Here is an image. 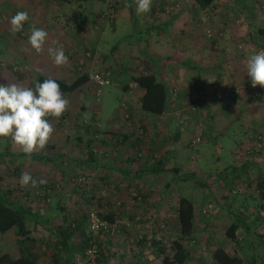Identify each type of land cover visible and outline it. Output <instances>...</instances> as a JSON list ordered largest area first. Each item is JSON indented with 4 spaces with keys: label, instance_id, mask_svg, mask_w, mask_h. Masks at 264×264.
<instances>
[{
    "label": "rangeland",
    "instance_id": "obj_1",
    "mask_svg": "<svg viewBox=\"0 0 264 264\" xmlns=\"http://www.w3.org/2000/svg\"><path fill=\"white\" fill-rule=\"evenodd\" d=\"M12 1L26 4L30 0H0V13H3V16H0V18H3V27L2 25L0 26V84H18L17 80H15L18 72L28 74L26 76L23 75L25 77L22 79L25 87L32 86L34 75L37 73L58 74L55 65L47 54L46 48L49 43L53 46L58 43L52 34L56 29H64L66 33L71 32L84 40H91L88 41V46L93 47L94 54H99L100 59L103 57L102 60L94 64L96 68L94 70H100L97 68L101 66L109 67L103 71L107 70L112 79V83L103 85L96 96L93 93V89H90L89 83L73 91L70 96L73 97L71 99L73 100L72 106H74V109L70 110L72 114L66 112L61 123L54 124L52 121L54 118H49V122L54 126V132L61 138L63 145L69 149V155H66L67 150L56 158L54 162L42 161L40 167H36V169L41 171V174L38 172L36 174L31 170L23 171L22 164L19 166L12 165L10 163L14 160L12 158L7 163L5 162L7 157H4L5 161L0 163V173L3 175L2 187L13 188L16 195H21L23 192L22 188L28 191L29 188H32L29 191L28 198H25L24 201L32 207H39L41 210V221L36 224L28 223L30 236L32 237L30 242L32 249L37 255L39 264H58L59 259L64 255L54 243L55 226H58L64 220H73L74 218H80L82 215L86 217V213L90 209L96 210L97 213H105L110 210L118 218L117 225L113 231L92 233V238L97 239L100 246L108 251L110 255L108 264H133L135 254L140 248V239L160 240L164 248L167 249L166 251L169 252L168 240L177 236L174 206L179 194L200 202V198L205 193L212 191V194L215 195L216 203L229 204L234 212L243 210L246 213V218L248 217L246 221L251 229L260 232L262 235L264 234V230H261L262 222L257 219L251 220V217H255V214L251 212V210H255V204L252 199L256 195L254 186L252 184L247 185L244 182L246 176L249 179L255 178L257 175L254 164L248 165V174L246 176L242 174L239 177L237 181L243 179L241 183H232V181H228V179L218 174V170L223 169L231 179L232 173L227 169V165L238 161L243 156L248 158L261 155L264 157V140L261 147L257 149H251L250 147L249 152L245 151V147L251 143L248 140V135L262 129L264 130V89L259 86L253 88L249 79L247 81L244 80L245 82L243 80L237 81V75L233 78L234 82L227 80V85L225 82V85H219L213 79L205 80L207 79L205 73H210L211 71L213 73L217 71L216 68L218 67L220 69H229L228 67L231 64H233L239 76L241 75L240 72L245 74L246 63L244 61L241 62L242 56L240 54L244 55L248 51L253 54L264 49V39L261 44L257 37V28L264 27V0H247L248 3L253 1L252 6L248 3H243L241 0H237V3L232 5L227 0H220V3L208 5L202 9L198 8L193 3V0H170L173 5L167 10L168 12L178 11L181 4L186 5V9L178 13L189 17L186 30L191 31L190 34L185 33L186 36L184 34L179 37L182 42L184 41V45L183 49H181L182 53L178 54L177 52L174 58L184 61L190 60V62H187L186 65L175 61L165 63L161 58L157 59L155 57L158 55L153 54L155 56H150L158 69L164 63L169 66L182 67L183 65L189 68V72L185 68L187 73L184 72L179 75L183 77L184 81H187L186 79L195 80V87L193 85H185V88L180 91L181 100L173 105V108L176 107V109L193 106V110L188 113L187 120L181 122L172 115H169V117L172 122L187 128V136L189 135V137L186 141V146L189 148V153L186 157L199 163V166H203L206 169L205 172L210 171L211 176L204 178L205 185L201 183L203 181L199 177L200 174L181 179L174 177L169 184H165V180L170 177L169 174H164L160 179L147 175L146 177L133 180L125 174L121 173L119 175L120 172L117 173L111 168H108L105 172L99 167L77 164L76 161H73L75 158L84 157L88 148L85 140L95 133V139H91L89 144L95 155H98L101 159H110L115 164H119L120 168L128 167L129 170H132L133 167L143 163L145 159H150V157L144 158V156L151 152L150 150L153 153L156 146L151 149L152 146L157 145L158 141L156 139L164 133L162 128L160 130L152 128L147 130L146 138L140 143L132 145L130 141L131 143L122 146L115 145L117 143L115 139L121 138L124 132L129 134V138H131L130 132L133 125L131 121L138 116L137 91L132 88L131 91H133H130L132 97L129 98L128 94L122 91L121 84L128 80L131 73L138 71L139 67L135 66L137 65L135 58L139 61L143 57L141 47L146 52L149 51L150 47H146V45H151L155 36L160 35L156 33V28L149 29V26L145 28L144 18L146 14L138 16L134 13L131 17L115 16L116 25L114 30H111V22L106 19V16L105 19L93 18L90 7L96 3L95 0H64V4L59 9L60 13L53 11L54 9L52 8L33 9L31 15L35 17V21H38L36 24L39 26L33 28L43 29L48 33L43 53L36 54L26 43L30 35L27 28H22L21 32L23 31L25 35H21V39L17 43L12 42L9 21L17 12L27 11L28 13L30 9V6L27 9L24 6H11ZM39 2L49 5L51 4L50 2H56V0H39ZM100 3L101 7L108 4L105 1ZM130 8L132 10L133 7ZM249 8L251 9L249 10ZM166 9V7L164 9L156 7L155 11L158 15H163ZM76 10L80 13L79 18L76 17ZM52 12L56 20H58L57 13L62 15L59 19L60 21L64 20L62 24L58 21H52L50 18ZM219 13L224 21L220 22L218 19ZM99 15L101 16L102 14ZM27 24L31 26L33 23L29 22ZM6 25L8 27H5ZM230 32L233 33L234 37H230ZM191 36H194V38ZM187 40L189 45H186ZM53 41L56 43L54 44ZM176 41L177 39L174 41V46ZM25 48H28L27 52L24 50ZM245 57L247 58V56ZM154 58L157 59V62ZM144 61L145 63L147 62L146 59ZM140 63H138V66ZM217 63H219V66H215ZM12 64H15V66H12ZM118 65L121 71H117L116 67ZM76 66L75 72L80 70L89 71L88 69H82L81 64L76 63ZM161 73L162 71L160 70L154 72L162 80ZM73 74V71L72 74L65 72L59 77L68 78L69 80ZM174 78L177 82L180 80L178 75L174 76ZM199 88L212 89L218 91L220 95L213 97L206 95V97L199 99L196 97ZM229 91L233 92L231 96L223 95V92L229 93ZM80 96H85L84 98L89 106L84 104L82 107L80 104L81 98H78ZM121 100L127 101L131 105L129 120L121 115V107L119 106ZM82 110H85V115H82ZM73 112H77L80 115L75 114L74 116ZM92 112L97 114L98 118L94 122L95 126H98V131L94 129L95 132L91 131L94 128L93 126H88L89 122H91L90 119H93V117L88 119L91 116L89 114ZM233 114L236 115L233 116ZM120 115L126 122H130L131 128L127 125L125 131L118 132L105 127L110 125L109 121L112 117ZM70 132L72 138L69 137ZM193 133L199 134V140L191 144L192 138L196 136ZM74 134H80V140H77ZM10 143L9 141L7 144V139H0V155L2 157L7 149L10 152L12 151V148L9 147ZM162 145H165V142ZM232 149H237L236 155L232 153ZM117 150H120V152L115 153ZM136 150L139 154L136 153ZM47 151L49 150H43V152ZM130 158L135 159L132 164L128 163V161L131 162ZM123 161L125 165H123ZM255 163L259 169L264 170V158ZM13 166L17 167L20 172L14 173L18 175L16 179H13L14 181H9L7 170H12ZM24 172H29L34 180L39 178L47 181L48 188L46 187L47 189L45 190L47 196L43 195L41 197V195L34 193V188L31 184L27 187L20 186L19 178ZM214 172L217 175H214ZM206 205L209 207H207L208 209L205 213H202L200 208ZM198 209L203 215L201 220L204 223L199 226L200 230L198 229L195 233H191L190 237L184 239L188 252L195 254L193 260L186 262V264H215L210 258V248L214 245L223 246L227 252L239 254L242 257V264H260V258L264 263V246L256 243L252 235L245 233L242 228H238L236 231L238 241L231 240L223 234V229L231 220L230 215L225 214V210L218 208L213 202L202 203ZM215 211H219L216 220L217 224L214 225L215 228H210L211 226L208 222L211 217H214L213 214L217 213H213ZM262 221L264 222V218ZM72 236L75 239L78 238V232L75 231ZM17 239L18 236L9 230L0 233V250L16 255ZM148 243L142 248L144 249L145 246H148ZM196 246H198V251ZM95 256L96 253L87 257L76 252L69 262L71 264H104L103 261H99ZM254 259L255 262H253Z\"/></svg>",
    "mask_w": 264,
    "mask_h": 264
},
{
    "label": "crops",
    "instance_id": "obj_2",
    "mask_svg": "<svg viewBox=\"0 0 264 264\" xmlns=\"http://www.w3.org/2000/svg\"><path fill=\"white\" fill-rule=\"evenodd\" d=\"M32 0H30L29 2H27L26 4L21 2H13L12 4H10L11 6L14 7H20V6H24L26 9L28 6H30L29 11H28V17L29 19L24 23L23 28H27V31L30 32L29 34H31V30L33 29V27H39L35 21V17H33L32 14V10L33 9H39V8H43V9H49L52 8L54 9L53 11L59 12L60 6L63 5V1L64 0H56V2H50L51 4L47 5L46 3L43 4V2H39V0H34L33 2H31ZM96 3L94 5H92L90 7L91 9V14L93 16V18L96 19H106L108 21L111 22V30H114L115 28V21H114V17L115 16H121V17H131L132 14L136 13L135 11V2L132 0L131 3L129 0H117V1H113V0H95ZM101 1H105L108 4H106L104 7H101ZM232 4H236L237 0L232 1V0H227ZM243 3H248L247 0H241ZM220 3V1L218 2ZM111 4V5H109ZM248 4H250L251 6L253 5V1L252 3L249 2ZM126 5H131L132 10L130 7H126ZM172 2L170 0H152V6H151V10L150 12L146 13V16L144 18V23H145V28L146 26H149V29L152 28H156V33L160 34L159 36H155V38L152 40L151 45H146V47H150L149 51H145L144 48L141 47V54L143 55V57L137 61L138 59L135 58V63H137V65H135L136 67H139L138 72L140 71H148V72H152L154 73L157 70L162 71L161 76H162V80L165 83L166 86V90H167V94H168V98H167V103L165 106L164 111H162L161 113L157 114V115H149L146 112H140L139 108H138V116H140V119L143 121L144 125L146 126V129H156V130H160L162 128L163 130V134L158 136V139H156L157 145H153L151 149H154V147L156 146L155 150H153V155L155 156H164L165 158V162L167 163H171V164H175L177 166H179V171L177 173H173V172H164V173H157V174H148V175H152V177H158L159 179L162 178V176L164 174H169L170 177L167 178V180H165V184H169L170 181H172L174 179V177H180V174L182 173H191L193 172L195 175L196 174H200L199 177L201 179V181H204L206 177H210V171H206L205 172V168L203 166H199V163H196L195 161H191L188 157H186L189 153V148L188 146H186V141L189 137V135L187 136V128L183 125L180 124H176L175 122H172V119L169 117V115H171V108H173V105L176 104L177 101H180V91L182 89L185 88V85L191 86L193 85L195 87V80L191 81L186 79L187 81H184L183 77L180 76L179 74L182 73H187L186 69H188V72L190 71L189 68L184 67L183 65H186L187 62L189 63L190 60H182L179 58H174V55L178 52L182 53L183 49V45H184V41L182 42L180 40V36L184 35L185 33H191V31L186 30L188 28L187 25V21H189V17L183 15V14H179V11H183L186 8L185 4H181L179 7L178 11L175 12H168L167 10L170 9L172 7ZM49 6V7H48ZM54 7V8H53ZM156 7L158 8H162L164 9L165 7L167 8L164 12V14L162 15H158L155 11ZM128 8V9H127ZM154 9V11L152 12V10ZM167 11V12H166ZM27 12V11H26ZM102 12V13H101ZM187 12V11H186ZM185 12V13H186ZM30 13V14H29ZM59 13L56 14L57 19H55V15L52 12V14H50V18L52 19V21H58L60 24L63 23L64 20H59L60 17H62V15H60ZM99 14H102L101 16ZM187 14V13H186ZM15 15V14H14ZM253 15V14H252ZM0 16H3V13H0ZM36 16V15H34ZM76 17L79 18L80 17V13L78 12V10H76ZM2 19L0 18V26L2 25ZM218 19L221 21H224L223 18H221V14H218ZM7 21V20H6ZM10 22V21H9ZM33 23L31 26L27 23ZM79 22V21H78ZM186 23V24H185ZM8 24V23H7ZM233 25V24H232ZM231 25V26H232ZM60 26V25H59ZM3 27V25H2ZM5 27H8V25H6ZM4 27V28H5ZM7 29V28H6ZM67 30V29H65ZM8 31V29H7ZM188 31V32H187ZM55 36V40L58 42L56 43L54 46L49 43L47 45V49L49 47H60L63 46V50L65 55L68 57V63L66 65L60 66V67H56V70L58 72V74H54L52 76H61V74H64L65 72L67 74H72V71L75 73V68L76 63L77 64H81V68L85 69V70H93V71H100V70H104V69H108L109 67H100L97 69L100 70H94L95 68V63L99 60H102L103 57L100 59L99 54H94L93 52V47L88 46V41H91L89 39L84 40L83 38H80L79 36H75L74 34H72L71 32L66 33L63 30H54L52 33ZM51 35V33H50ZM193 35V34H192ZM230 37H234L233 33L230 32ZM186 36V34H185ZM12 42H18L21 37L18 34H13L11 33L10 35ZM194 38V36H191ZM258 39L260 40V43L262 42V40L264 39V34H257ZM175 39H177V41L175 42V46H174V41ZM231 39V38H230ZM25 41V40H24ZM27 43V40H26ZM262 44V43H261ZM84 45L83 47H80ZM186 45H189V41L187 40ZM216 47V46H215ZM225 47V46H224ZM264 50V49H263ZM88 54H87V53ZM158 56H155V55ZM252 54V52L248 51L246 53H244V55L241 53L240 55L241 57V62L244 61L246 63V60L248 58V56ZM153 55L155 57H157V59L161 58L163 62H168V61H175L177 63L183 64L182 67H174V66H169V65H162L160 67V69L156 68L154 65V60L150 58V56ZM247 56V58L245 57ZM143 59V60H142ZM144 59L147 60V62L145 63ZM156 59V58H154ZM156 59V62H157ZM222 61V60H220ZM141 62V63H140ZM138 63L139 66H138ZM152 64V65H150ZM15 66V64H12V66ZM215 66H219V63L215 64ZM186 68V69H185ZM229 69H220V67L216 68L217 71H214L213 73H205V76H207V79L205 80H211L213 79L214 82H218L219 85H225L227 80H231V82L233 81V78L237 75L238 80L237 81H247V79H249V77L247 76V74H243L242 72H240V76L238 75V72L235 71L233 64H231L229 67ZM117 71H121L120 66L118 65L116 67ZM107 71V70H106ZM23 72V71H22ZM229 72V73H228ZM44 73V72H41ZM136 73H131V75L136 74ZM47 74V73H45ZM23 75H28L27 73L23 72V74L21 72H18V74L15 77V80H17L18 84L23 85L22 83V79ZM180 78V80L177 82L175 81L174 76H177ZM73 77V75H71ZM204 76V77H205ZM35 77V75H34ZM130 78V77H129ZM128 78L127 81H125L123 84L126 83V87H122L123 84H121V89L123 92H126L128 94V97L131 98L132 95H130V93L135 90L137 91V98L138 96L141 94L142 92V88L137 86L134 82H132L130 79ZM65 80H68V78H64ZM250 80V79H249ZM204 81V79H203ZM244 81V82H245ZM225 82V84H224ZM229 83H231L230 81H228ZM234 82V81H233ZM247 84V83H245ZM249 84V83H248ZM227 85V84H226ZM192 86V88H193ZM133 88V90L131 91V89ZM131 91V92H130ZM73 92H71L72 94ZM134 93V92H133ZM64 97L69 101V106H68V112L70 110L74 109V106H72L73 104V100L71 98H73L72 96H70V93H63ZM76 95V94H75ZM80 95V94H79ZM194 96V95H193ZM85 96H80L78 98H81V105L84 104H88L87 100L84 98ZM136 98V96H135ZM72 102V103H71ZM87 106V107H88ZM138 107V105H137ZM92 112L90 115V118L93 117V119H90L91 122H94V118H97V114H94ZM236 115V114H235ZM233 114V116H235ZM232 116V117H233ZM172 117V116H171ZM98 119V118H97ZM171 121V122H170ZM110 125L109 126H105V127H109V129L112 130H117L118 132L120 131H125V128H127V122L122 118V116H116V117H112L110 119ZM98 124V122H97ZM101 125V123H100ZM99 125V126H100ZM54 127V126H53ZM123 129V130H122ZM194 134V133H193ZM194 135H199L197 133H195ZM69 137H71V132L69 133ZM77 139V138H76ZM11 142L10 139H7V144L8 142ZM165 142V145H162ZM152 145V144H151ZM9 147L12 148V151H18L13 145L12 143L9 144ZM198 147L196 148L197 151ZM44 150H49L47 152H44L47 155H51L52 153L56 152L58 155L56 158H58L62 153H65L67 150L66 155H69V149H67L62 141L61 138L55 133L53 132L51 139L49 140L46 148ZM11 151V152H12ZM152 152V150H150ZM157 151V152H156ZM43 152V150H42ZM120 152V150H117L115 153ZM236 150L232 149V153H235L236 155ZM239 154V153H238ZM237 154V156H238ZM96 159L93 163H89L90 166H95V167H99L103 170H105V172L108 170V168H111L112 170H115L117 173H119V175L123 172H121V169H128V167L126 168H120L119 164H115V162L111 161L110 159H101L98 157V155H95ZM116 157V156H113ZM84 158V157H83ZM83 158L79 157V158H75L77 164H82L83 162H81V159L83 160ZM264 157L261 155H255L253 157H246L243 156L241 159L239 158L238 161H234L231 164L234 166H238L241 161L244 160H252L253 162H259L261 159H263ZM131 162L128 161V163L132 164V161L134 162L135 159L130 158ZM42 161L40 160H30L24 156H16V158L11 161L10 163L13 165H20L22 164L23 166V171H29L31 170L32 172H38L41 174V171H39L38 169H36V167H40ZM44 162V161H43ZM52 162H54V159H52ZM10 164V166L12 167V165ZM123 165H125V162L123 161ZM143 165V163H140L137 167H133L132 170H130L131 172L133 170H137L139 167H141ZM14 167V166H13ZM220 171V170H218ZM216 171V172H218ZM20 172L19 169L17 167L12 168V170H7V177L9 178V181H14L13 179H16L18 177L17 173ZM131 172L129 173V177L132 178L133 180L135 178H133L131 176ZM216 172H214L213 174L215 175ZM37 174V173H36ZM34 174V175H36ZM217 175V174H216ZM242 175V174H241ZM239 175L238 177L236 176H232V183H241L243 182V179L240 181H237L239 179V177L241 176ZM128 176V175H126ZM145 177L147 176L146 174L144 175ZM143 176V177H144ZM246 176V175H244ZM6 177V178H7ZM141 177V178H143ZM250 177V176H249ZM140 179V178H137ZM248 179V176H246V179L244 180V182L246 183ZM144 180V179H143ZM206 195V197H205ZM179 196V195H178ZM215 195L212 194V191H208V193H205L203 195V199L200 198V202L197 200H194V214H195V224H194V228L192 230L191 233H195V231H197L199 229V226H201L204 222L201 220V218L203 217V215L200 213L199 211V207L207 202H213V204L215 205H219V203H216V199H214ZM37 207V206H36ZM221 209L224 208L222 207ZM38 212L40 213L41 210L40 208L37 209ZM219 210V209H218ZM217 212V213H216ZM213 213L214 217H211L209 219V224H210V228H215L214 225L217 224L216 220H217V214L219 213V211H215ZM227 214V212L225 213ZM259 214H262V210H259ZM216 215V216H215ZM258 220L260 222H262V229L264 230L263 226H264V222L262 221V217H258ZM209 227V226H207ZM200 230V229H199ZM264 236V234L262 235V237ZM151 240L153 239H143L140 240V248H139V252L137 251V254L139 253V255L137 256V254H135V259L132 262L133 264H158L159 262V258H158V253H157V246L154 245ZM149 242V243H148ZM148 243V246H145V248L143 249L142 246H144L145 244ZM199 246V244H198ZM198 246H196V249L198 251ZM223 247V246H222ZM224 248V247H223ZM211 249V248H210ZM225 249V248H224ZM165 250H167L165 248ZM226 250V249H225ZM193 251V250H192ZM189 253V252H188ZM237 254V253H236ZM192 255V256H191ZM197 255V254H196ZM239 255V254H238ZM195 256L194 253H189L187 259L182 263V264H186V262L188 263L190 260H193V257ZM211 258V256H210ZM109 259V257H108ZM107 259L106 262H104V264H108L109 260ZM211 260L213 261V259L211 258ZM259 260V259H258ZM214 262V261H213ZM260 264H264L262 259L260 258L259 260ZM37 264H39V262H37ZM58 264H71L69 262V260L66 259V256L63 255L59 261ZM259 264V263H258Z\"/></svg>",
    "mask_w": 264,
    "mask_h": 264
},
{
    "label": "trees",
    "instance_id": "obj_3",
    "mask_svg": "<svg viewBox=\"0 0 264 264\" xmlns=\"http://www.w3.org/2000/svg\"><path fill=\"white\" fill-rule=\"evenodd\" d=\"M220 0H193V3L198 6V8H205L208 5H212L218 3ZM248 2V1H247ZM111 5V4H109ZM251 8H249L250 10ZM23 30V29H22ZM257 32L259 34H264V27H258ZM19 36H24L25 33L22 31L17 33ZM88 71H77L73 74L69 80H65L64 78L52 76L45 73H37L33 79L32 86L34 87V82L39 81L42 82L44 79L52 78L59 85L60 89L63 93H70L86 86L88 83ZM132 82H134L137 86L142 88L141 94L137 98V104L139 111L146 112L149 115H157L164 111L166 103H167V90L163 80L159 79L154 73L148 71H140L136 74H133L129 78ZM90 89H93L89 86ZM122 87H126V83L122 85ZM201 99V98H199ZM83 107V105H82ZM251 110V108H249ZM68 110V109H67ZM65 111L63 115L59 119L52 120L54 124H59L63 120L66 115ZM72 111V110H71ZM70 112V111H69ZM72 114V112H70ZM130 113V112H129ZM75 114L80 115L77 112H73ZM82 115H85V110H82ZM90 115V114H89ZM87 117V116H84ZM136 120L139 121L142 127V133H136L133 128L131 130V138H129V134L126 132L123 133L121 138H116L117 146H122L125 144L131 143L132 145L135 143H140L147 136V129L144 125L143 121L140 119V116L135 117ZM134 118V119H135ZM96 118H94V122ZM94 122H89L88 126H93L94 129L98 131V126H95ZM134 124V120L131 121ZM133 126V125H132ZM96 127V128H95ZM96 131V132H97ZM95 133L92 136L85 140V144L88 147L85 151V155L83 160V165H89V163H93L96 159L95 153L90 147V141L93 138L95 139ZM74 137L77 140H80V134H74ZM128 140V142H126ZM131 141V142H130ZM139 145V144H138ZM136 147V146H135ZM136 153L137 150H136ZM139 154V153H138ZM3 157L0 155V163L5 161L4 157H7V161L10 162L11 158L15 159L16 156H24L25 155L19 151L10 152L8 149L3 153ZM57 153L54 152L50 156L45 154L42 151H37L31 155V157H26L30 160H40V161H52V159H56ZM150 159L143 162V165L139 167L137 170H133L132 172L129 169H121L125 175L129 176L131 172V176L135 179L143 177L145 174H157L164 172H173L177 173L179 171V166L175 164H169L165 162L164 156H154L151 152H148L145 156ZM140 157V156H139ZM254 164L256 176L255 178H249L246 181L247 185L254 186L255 196L252 197L255 210H251L252 213L255 214V217H251V220L257 219L258 217L264 218V170L259 169L256 163L252 160H244L238 166H234L232 164L227 165V169L230 170L232 176L238 177L241 174L247 175L248 173V165ZM219 176L228 179V181H232L228 177V174L225 170L221 169L218 172ZM193 177L194 173H182L180 174L181 178ZM73 177V176H71ZM3 175L0 173V233H4L6 231H11L13 234L18 236L16 240L17 243V254L12 255L7 251L0 250V264H37V255L35 251L32 249L31 242L32 237L30 236V230L28 227V223H39L41 221V215L38 212L39 207H32L29 203H25L24 199L28 198V190L26 189L21 193V195H16L15 190L13 188H3L1 181ZM36 181H39V178H35ZM205 185V182H201ZM48 188V184L45 183L43 185ZM13 193V194H12ZM44 196H47V192L45 191ZM44 198V197H43ZM218 208H224L227 214L230 215L231 220L223 229V234L231 240L238 241L236 238V231L238 228H242L245 233H248L250 236L256 240V243L264 246V238L260 232L254 231L249 226V223L246 221V213L243 210H238L234 212L232 208H230L229 204L222 205L219 203L217 205ZM204 207V206H203ZM202 208V207H201ZM200 208V211H201ZM259 210H262V214H259ZM203 213V212H202ZM205 213V212H204ZM237 215H236V214ZM248 213V212H247ZM99 217L111 222L114 219V212L107 210L105 213H97ZM236 216V217H235ZM174 217L177 227V236L169 239L168 247L169 252H167L162 245L160 240L153 239L151 242L157 246V255L159 258V264H182L188 257V250L184 244V239L190 237L191 232L194 228L195 224V214H194V199L187 197L185 195H180L177 198V202L174 206ZM64 219H66L63 216ZM85 215H82L80 218H74L69 221H62L58 226H55V238L54 243L56 244L57 249L61 250L63 254L66 256L67 260L73 258L76 252L83 254L84 250L89 246V240H91L95 244L96 248V256L99 261L106 262L108 257L110 256L108 251L104 249V247L100 246V243L97 239L92 238V233L88 227V221L86 220ZM78 232V238L75 239L72 235L74 232ZM142 240V239H140ZM210 256L215 262V264H242V257L236 253L227 252L222 246L214 245L210 249ZM255 262V259L254 261ZM256 264V263H255Z\"/></svg>",
    "mask_w": 264,
    "mask_h": 264
},
{
    "label": "clouds",
    "instance_id": "obj_4",
    "mask_svg": "<svg viewBox=\"0 0 264 264\" xmlns=\"http://www.w3.org/2000/svg\"><path fill=\"white\" fill-rule=\"evenodd\" d=\"M138 16L150 12L152 0H134ZM131 7V5H126ZM29 19L25 11L17 12L10 20V30L18 33ZM48 33L33 28L27 44L36 54L44 51ZM55 44L56 42L53 41ZM26 52L28 48L24 49ZM47 54L56 67L66 65L68 57L63 46L49 47ZM246 74L251 86L264 89V50L250 54L246 60ZM69 101L64 97L60 85L52 78L34 82V87H25L16 83L0 84V139H10L12 145L25 157L46 148L54 128L49 118L59 119L68 109ZM47 181H36L29 172L19 178L21 187L31 184L33 188Z\"/></svg>",
    "mask_w": 264,
    "mask_h": 264
},
{
    "label": "built area",
    "instance_id": "obj_5",
    "mask_svg": "<svg viewBox=\"0 0 264 264\" xmlns=\"http://www.w3.org/2000/svg\"><path fill=\"white\" fill-rule=\"evenodd\" d=\"M209 35V34H208ZM88 75V83L90 84V86L93 88V93L94 95H98L100 92V88L103 85H107V84H111L112 83V79L109 75L108 71H88L87 72ZM223 95H232L233 92L229 91L228 92H223ZM206 95L213 97V96H219L220 93L218 91H214L212 89H202L199 88L196 94V97L198 98H204L206 97ZM119 106L121 107V115L124 118H127L128 120L129 118V110L131 105H129L127 103V101L121 100L119 102ZM134 106V105H133ZM193 110V106H189L188 108L184 107V108H173L171 110V115L175 118H177L179 121H186L188 116H189V112H191ZM127 125L131 128V124L130 122L127 121ZM133 130L136 133H142V127L141 124L139 123L138 120H136V118L134 119V124L132 126ZM111 134V133H110ZM133 137V136H131ZM199 140V135H196L192 138L191 140V144H194L196 142H198ZM248 140L251 141L250 145L248 144L244 149L245 151L249 152V148L251 147V149H257L259 147H261L263 140H264V130H259L256 131L252 134L248 135ZM32 188H29V191H31ZM47 188L45 186H37L34 188V193H37L39 195H41V197L44 195L45 190ZM25 188H22V191H25ZM28 191V194H29ZM207 207H209L208 205L204 206L201 208V212H206L207 211ZM87 221H88V227L91 233H98L100 231H105V232H111L115 229L117 222H118V218L114 216L113 221L109 222L101 217L98 216L96 210L94 209H90L87 211ZM89 246L84 250L83 255H86L87 257H90L92 255H94L96 248H95V244L89 240ZM77 257V256H76ZM75 257V258H76Z\"/></svg>",
    "mask_w": 264,
    "mask_h": 264
}]
</instances>
